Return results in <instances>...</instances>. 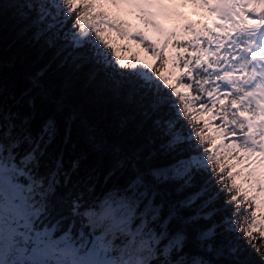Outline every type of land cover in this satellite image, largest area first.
I'll list each match as a JSON object with an SVG mask.
<instances>
[{"label":"snow or ice","instance_id":"1","mask_svg":"<svg viewBox=\"0 0 264 264\" xmlns=\"http://www.w3.org/2000/svg\"><path fill=\"white\" fill-rule=\"evenodd\" d=\"M127 2L0 0V264H264V0H178L210 22L141 40L143 58L109 34ZM58 135L126 179L97 196L83 153L49 152ZM174 182L195 191L173 201Z\"/></svg>","mask_w":264,"mask_h":264},{"label":"trees","instance_id":"2","mask_svg":"<svg viewBox=\"0 0 264 264\" xmlns=\"http://www.w3.org/2000/svg\"><path fill=\"white\" fill-rule=\"evenodd\" d=\"M100 11L104 12H109L110 8L106 3H103L101 8L99 9ZM133 18L135 17V13L132 14ZM159 19L162 20V18L158 17ZM109 19L114 20L120 29V34L116 33L114 30H112L109 34L115 39L117 44H122L126 45L129 49V53L125 52L122 53L124 56H129L132 53H136V50L139 48V45H141V40L134 41L132 40V37H130V19L128 20L125 18L123 13L119 16H111L109 15ZM148 24L149 20L147 22L146 29L139 35L141 38L146 35L147 29H148ZM179 23H174L166 29L165 32H167L170 28L172 27H179ZM164 34L161 35V32L159 28L155 30L151 35H150V40L153 42L154 45H157L160 43V40L163 38ZM143 45V44H142ZM142 49L144 48V45L142 46ZM146 50V49H145ZM5 55L6 58L11 55V53L8 50H5ZM27 69V66L24 65L23 63H20L19 69L16 71H13L11 68H7L4 70V80L5 82L8 83L9 87L16 88L17 92L22 91L25 85L24 81V71ZM63 152L64 154V167L69 168L71 165V162L76 159L77 157H80L81 154H84V158L81 160V167L79 169V175L84 176L86 173L89 171L96 169V175L99 177V183L96 186V195L100 196L102 198V193L107 192L109 189H111L112 184L114 182H119L123 183L124 179L126 177H121L119 181H116L114 178L113 181H110L109 183L105 184L103 180V176L107 170V162L106 161H100L94 154H92L86 145L81 140H76L74 138L73 143L65 145L60 136L58 135L57 139L54 141L53 145L49 148V152L52 153L53 155L58 154L59 152ZM228 151L227 145L225 144V147L220 149L221 154L226 153ZM159 164L161 165H167L170 160L167 157L160 156L158 161ZM226 163L228 161H225ZM179 187L178 182L171 183L167 186L168 191L171 193V199L173 201L177 200H184L186 197L191 195L192 192L195 191V189H186L184 191H177V188ZM200 204L201 201H196L193 203L190 207H185L181 210V214L184 215L185 217H191L195 216L197 212L200 210ZM218 219V218H217ZM212 222L211 221H205V220H200L195 224V228H201L207 225H210ZM189 232V243L188 246L185 248V252L189 254V256H195L199 253V250L197 249L195 242L191 239V237L194 236V231L192 227H189L188 229ZM254 236L256 239H259V235L257 233H254Z\"/></svg>","mask_w":264,"mask_h":264},{"label":"rangeland","instance_id":"3","mask_svg":"<svg viewBox=\"0 0 264 264\" xmlns=\"http://www.w3.org/2000/svg\"><path fill=\"white\" fill-rule=\"evenodd\" d=\"M107 5V3H106ZM251 7V6H249ZM177 11L182 15L175 20L166 19V13L169 11ZM246 14L249 15V18L252 20H257L258 14L248 13L247 9L245 10ZM135 13V17L133 18L132 14ZM123 15L128 20H131L129 23V31L130 37L132 40L139 41L144 40L153 42L150 40V35L159 28L161 35H163L169 27H171L174 23L182 24L183 22L191 21V22H202L209 23L210 21L207 19L206 13H203L202 10H198L192 4H184L182 7L179 6L178 0H153L152 3H143L136 2V0H128L127 3L124 4ZM158 17L162 18L159 19ZM149 20L148 29L146 35L144 37H140L139 35L146 29L147 22ZM116 39V38H115ZM163 38L160 40V43L163 41ZM159 43V44H160ZM139 48L136 52H142L141 58H143V54H147L145 49H142V43H140ZM158 44V46H159Z\"/></svg>","mask_w":264,"mask_h":264}]
</instances>
